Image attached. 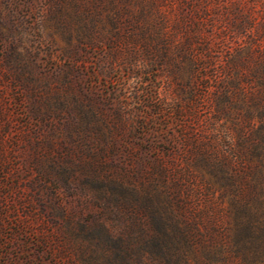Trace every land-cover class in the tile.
<instances>
[{"label":"rangeland","instance_id":"374dc122","mask_svg":"<svg viewBox=\"0 0 264 264\" xmlns=\"http://www.w3.org/2000/svg\"><path fill=\"white\" fill-rule=\"evenodd\" d=\"M191 8L0 0V264H264V209L233 212L230 166L201 154L240 129L264 153V33L192 40ZM151 164L197 174L218 209L169 179L165 199Z\"/></svg>","mask_w":264,"mask_h":264},{"label":"trees","instance_id":"16d2710c","mask_svg":"<svg viewBox=\"0 0 264 264\" xmlns=\"http://www.w3.org/2000/svg\"><path fill=\"white\" fill-rule=\"evenodd\" d=\"M182 2L185 6L193 7V10L192 8L189 10L190 14L188 18L190 26L189 37L192 40H200L203 34L205 37L209 36L210 38L219 40L224 38H235L241 34L243 38L245 37L244 41L249 42V44H257L256 39L259 36L258 32L261 30V33H264V26L257 27L252 25L250 21H247V15L244 16L245 21H243V23L234 22L235 20L229 23L226 22L229 14L231 15L234 13L235 15L237 11L233 6H264V0H182ZM219 6L231 7L228 10H221ZM237 49L238 47H234V50ZM260 52V55H264L263 50H260ZM262 58L263 63H257L255 67L263 66L262 69L264 70V56H262ZM252 86V96L259 99V97L264 94V76L259 77L257 80L254 79ZM239 90H242V87H240ZM262 130L264 131V128ZM226 135L228 134L223 133V137L219 143V150L217 149L216 143H211L208 144L207 148L201 151V154H205L204 157L208 159L218 156V161L222 165L230 166V170H228L230 173L228 176L233 183L230 192L231 208L233 212L238 213L240 208L252 202H255L258 208L262 207L264 209V153L261 157L260 152L250 155L253 146L254 148L257 146V141L255 143L253 142V140L257 139L256 135L255 138H253L251 134L247 135V133L243 136V131L240 129V131L236 132L237 140L234 143L225 140L228 139ZM237 136L239 138H237ZM262 138H264V136ZM150 174L154 175L152 176L155 182L154 187L159 186V189H155V192L162 193L165 199L173 192L168 190L171 186H167L166 180L169 179L174 181V186L183 187L185 190V197L191 196L198 198L200 196L202 201L207 203L208 211L212 212L218 209V207L212 205L215 203L214 198H212L213 188L210 186H203V189L201 186L203 184L202 178L197 174L180 169L169 170L160 164L156 167L152 165ZM219 195L223 196L222 193ZM209 217V224L214 226L216 218L218 217H214V215ZM225 222L227 223V220L224 221V223ZM251 235H254L253 238L257 243H264L262 231L258 229L257 225L252 226L248 236L250 237ZM222 236L225 237V233L223 235L222 232H220L219 237ZM246 242H248V239ZM244 263L243 257H240L239 264Z\"/></svg>","mask_w":264,"mask_h":264}]
</instances>
